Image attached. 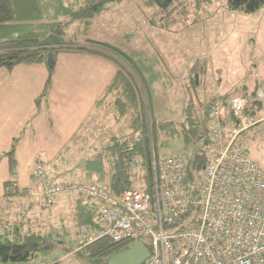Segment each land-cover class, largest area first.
<instances>
[{
    "label": "trees",
    "instance_id": "1",
    "mask_svg": "<svg viewBox=\"0 0 264 264\" xmlns=\"http://www.w3.org/2000/svg\"><path fill=\"white\" fill-rule=\"evenodd\" d=\"M122 1L124 0H0V67L11 69L19 63L44 64L48 71L44 95L60 52H84L111 62L115 66V74L94 108L95 113L97 110L101 113L96 118L98 126L109 125L111 119L112 127L103 128L104 136L99 148L86 149L87 155L81 157L84 160L82 168L72 165L78 176L64 182L93 180L108 187L112 194H120L125 190L137 189L134 185L135 180L139 179L136 175L140 172L141 183L138 186L142 187L144 184L149 187L152 182L153 160L170 156H160L159 145L167 146L170 141L181 139L188 150L184 181L193 187V198L196 199L200 197V183L197 185V182L202 178L201 173L209 161L208 150L212 146L208 128L211 104L218 101L221 105L228 106L232 98L240 97L247 101L245 114L256 119V107L258 103L264 102L259 96L262 94L258 91L261 88L255 87L254 98L218 94L205 97L206 89L202 87L200 76L203 69L195 63L184 81L186 84L181 82L184 84L181 85L182 91L188 95L182 105L181 118H158L153 111V79L150 78L153 76L152 64L145 62L140 66L138 60L134 59V55L140 54L139 51L124 49L89 36L95 15H101L111 5ZM149 1L157 11H165L175 0ZM227 4L230 10L252 12L264 4V0H227ZM152 23L154 26L160 24L155 21ZM25 24L34 26V30L28 29L21 34L12 33L13 38L10 39L2 38L10 29ZM14 152L15 141L3 153L9 159L10 179L5 182V195L9 198L19 192L15 180ZM137 161L141 163V169L135 172L131 169V164ZM196 173L198 180H194ZM28 191L29 189L21 190L25 194ZM66 196L76 197L77 207L68 216L75 222L79 233L82 235V229L92 233L95 229L93 219L102 205L91 197L76 194ZM40 200L45 206H51L41 197ZM13 225V230L0 236V263L27 261L54 245L48 242L46 235L37 231L21 233L20 224ZM137 241L150 249V244L144 237L119 242H112L107 237L89 243L83 241L80 249L89 259L107 260L109 256L129 248Z\"/></svg>",
    "mask_w": 264,
    "mask_h": 264
},
{
    "label": "built area",
    "instance_id": "2",
    "mask_svg": "<svg viewBox=\"0 0 264 264\" xmlns=\"http://www.w3.org/2000/svg\"><path fill=\"white\" fill-rule=\"evenodd\" d=\"M246 104L235 97L228 106L215 101L209 108L212 146L198 202L184 185L187 161L178 155L153 160L149 187L120 194L93 180L54 181L37 165L38 196L48 205L61 194L93 198L102 205L93 231L116 240L149 236L154 251L146 264H264V172L241 138L257 122L245 114ZM140 168L139 161L131 164L134 171ZM81 233L89 242L90 233Z\"/></svg>",
    "mask_w": 264,
    "mask_h": 264
},
{
    "label": "rangeland",
    "instance_id": "3",
    "mask_svg": "<svg viewBox=\"0 0 264 264\" xmlns=\"http://www.w3.org/2000/svg\"><path fill=\"white\" fill-rule=\"evenodd\" d=\"M93 20L89 30L91 38L139 51L140 54L134 55L139 65L152 64L153 111L158 118H181L182 105L188 97L181 85L186 84L184 81L195 63L203 69L200 76L202 87L206 89L205 97L218 94L254 98L256 87L261 88L258 91L264 98V4L252 12H244L230 10L227 0H175L167 10L157 11L149 0H124L95 15ZM152 21L160 24L154 26ZM26 25L10 29L2 38L10 39L12 33L21 34L35 28ZM256 115L257 122L251 124L241 138L249 159L264 172V102L258 103ZM109 120L107 126L112 127L113 121ZM107 126L100 128L107 129ZM187 152L181 139L158 148L160 156L178 155L186 159ZM80 159L75 161V166ZM67 171L64 178L78 176L72 166ZM140 174L136 175L139 179L135 180L134 188L137 189L141 187L138 186ZM195 179L198 180L197 173ZM200 181L201 178L197 185ZM146 182L149 184L148 180ZM3 207L6 212H0L1 220L5 224L6 219L8 229L13 230L16 210L10 211L5 202ZM17 212L25 223L24 211ZM65 217H69L67 213ZM30 224H20L21 233ZM53 227L57 231L46 228L48 242L60 234L57 241L63 244L44 249L38 254L42 259L56 254L57 257L63 255V264H106L103 259L87 258L80 249L82 235L75 222L68 223L65 219L63 227L59 222ZM29 228L34 230L32 225Z\"/></svg>",
    "mask_w": 264,
    "mask_h": 264
},
{
    "label": "crops",
    "instance_id": "4",
    "mask_svg": "<svg viewBox=\"0 0 264 264\" xmlns=\"http://www.w3.org/2000/svg\"><path fill=\"white\" fill-rule=\"evenodd\" d=\"M115 71V66L101 57L84 52H60L50 85L43 95L48 78L44 64L0 67V212H6L5 202L10 211L16 210L13 224L31 223L24 227L23 233L37 231L49 236L46 228L52 227L55 232L57 228L53 225L58 222L61 227L65 219L74 224L65 215H72L77 207L76 197L61 194L54 205L45 206L38 196L34 168L41 165L54 181L75 179L63 175L75 161L87 155L86 149L101 145L104 130L98 126L96 118L101 113L99 110L95 113L94 105ZM14 141L15 180L19 192L9 198L5 195V182L10 179L9 159L3 153ZM22 189L29 191L25 194ZM17 211H24L25 223L19 219ZM1 218L2 215L0 236H3L9 229L8 221L5 219L4 224ZM31 225L33 231L29 228ZM59 235L50 242L63 244L57 241ZM0 264H63V255L50 254L44 259L38 255L27 261Z\"/></svg>",
    "mask_w": 264,
    "mask_h": 264
},
{
    "label": "water",
    "instance_id": "5",
    "mask_svg": "<svg viewBox=\"0 0 264 264\" xmlns=\"http://www.w3.org/2000/svg\"><path fill=\"white\" fill-rule=\"evenodd\" d=\"M76 166L82 168L84 160L80 159ZM148 256V249L138 241L131 247L109 256L106 264H141Z\"/></svg>",
    "mask_w": 264,
    "mask_h": 264
},
{
    "label": "bare ground",
    "instance_id": "6",
    "mask_svg": "<svg viewBox=\"0 0 264 264\" xmlns=\"http://www.w3.org/2000/svg\"><path fill=\"white\" fill-rule=\"evenodd\" d=\"M260 96V95H259ZM261 98V97H260ZM263 98V97H262ZM184 185L185 186H187V187H189L192 191H193V196H194V189H193V187L190 185V184H188L187 182H185L184 181ZM201 189H202V178H201V182H200V189H199V191H198V193H200V191H201ZM193 198V197H192ZM199 199H200V197L198 196L196 199H194L193 198V200L194 201H196V202H198L199 201ZM108 238V239H110L112 242H119V241H122V240H116L115 238H114V235L112 234V233H107V234H103V235H97L96 233H95V231H93L92 233H90L87 237H86V239L89 241V242H92V241H95V240H98V239H102V238ZM141 237H144V238H146V241L150 244V249H148L146 246V248L148 249V251H149V256L141 263V264H146V261H147V259L151 256V254L153 253V251H154V246H153V243H152V239L149 237V236H146V235H142V236H136L135 238H133L132 240H136V239H139V238H141ZM84 240L82 239L81 240V243L83 242ZM85 243H87L86 241H84ZM88 242V243H89ZM138 242V241H137ZM136 243V242H135ZM134 243V244H135ZM133 244V245H134ZM80 245H82V244H80ZM145 245V244H144ZM131 247V246H130Z\"/></svg>",
    "mask_w": 264,
    "mask_h": 264
}]
</instances>
